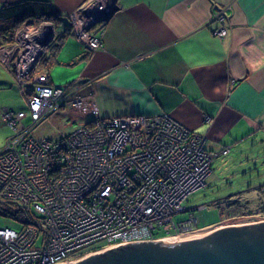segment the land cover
Masks as SVG:
<instances>
[{
	"label": "built area",
	"instance_id": "built-area-1",
	"mask_svg": "<svg viewBox=\"0 0 264 264\" xmlns=\"http://www.w3.org/2000/svg\"><path fill=\"white\" fill-rule=\"evenodd\" d=\"M115 8L108 0H87L68 15V37L91 53L100 50L96 33ZM212 20L213 35L225 38L226 9L217 8ZM51 26L54 32L47 18L27 19L12 43L0 47V62L26 101L25 110L0 113L12 132L0 152V201L30 213L26 224L16 221L20 231L0 228V264L73 263L107 247L199 231L192 215L178 224L173 217L205 187L213 160L228 148L207 151L202 136L168 113L95 117L57 139L34 134L71 100L47 75L34 74L55 39L39 43ZM98 242L106 245L96 248Z\"/></svg>",
	"mask_w": 264,
	"mask_h": 264
},
{
	"label": "crops",
	"instance_id": "crops-1",
	"mask_svg": "<svg viewBox=\"0 0 264 264\" xmlns=\"http://www.w3.org/2000/svg\"><path fill=\"white\" fill-rule=\"evenodd\" d=\"M22 1L0 0V9ZM38 1L60 15L57 35L67 36L68 15L87 0ZM116 3L96 33L100 50L91 53L67 36L49 60V84L71 98L67 111L53 118L73 115L79 128L95 117L168 113L202 136L207 151L228 148L219 155L226 156L250 148L246 162L260 159L264 166V0ZM217 8L229 15L223 39L212 32ZM4 109L25 110L26 101L0 62V113ZM11 135L0 115V152Z\"/></svg>",
	"mask_w": 264,
	"mask_h": 264
},
{
	"label": "rangeland",
	"instance_id": "rangeland-1",
	"mask_svg": "<svg viewBox=\"0 0 264 264\" xmlns=\"http://www.w3.org/2000/svg\"><path fill=\"white\" fill-rule=\"evenodd\" d=\"M61 27L63 28V26H59L55 31L56 34L60 32ZM54 37L55 35L53 39ZM64 85L60 84V86ZM67 109L63 107L47 117L35 128L34 134L40 138L57 139L77 129L80 122L73 115L64 114L53 118L55 113H64ZM24 123H27V120H24ZM239 148L232 149L228 155L218 156L213 160L211 173L205 181V187L190 194L183 202L185 211L173 217L176 224L186 222L191 215L196 219L197 230L224 223L243 225L264 221V166H262V160L259 159L254 164L246 162L245 157L250 148H245L242 151L245 154L240 152ZM253 150L256 152V148ZM250 155L251 153L248 156ZM200 206L204 207L198 209ZM35 216L39 217L38 214ZM22 226L11 217L0 215V228L20 231ZM157 234L161 235L162 233L157 232ZM105 245V242L95 244L96 248Z\"/></svg>",
	"mask_w": 264,
	"mask_h": 264
},
{
	"label": "water",
	"instance_id": "water-1",
	"mask_svg": "<svg viewBox=\"0 0 264 264\" xmlns=\"http://www.w3.org/2000/svg\"><path fill=\"white\" fill-rule=\"evenodd\" d=\"M52 28L40 44H49L55 35ZM65 264H264V221L217 224L179 237L115 245Z\"/></svg>",
	"mask_w": 264,
	"mask_h": 264
},
{
	"label": "trees",
	"instance_id": "trees-1",
	"mask_svg": "<svg viewBox=\"0 0 264 264\" xmlns=\"http://www.w3.org/2000/svg\"><path fill=\"white\" fill-rule=\"evenodd\" d=\"M34 17L51 20L55 28L61 23V20L59 19L60 15L55 14L51 10L50 4L46 1L27 0L3 5L0 9V47L10 45L13 41L15 29L22 22ZM63 36L57 35L54 41L51 42L46 55L42 57L38 64L39 66H37L38 68H36L35 75H48V62L50 59L53 60L57 49L68 34L67 36ZM0 215L11 217L13 220H18L23 224H26L28 219L30 220V213L28 211L21 209L17 204L11 202L0 201Z\"/></svg>",
	"mask_w": 264,
	"mask_h": 264
},
{
	"label": "bare ground",
	"instance_id": "bare-ground-1",
	"mask_svg": "<svg viewBox=\"0 0 264 264\" xmlns=\"http://www.w3.org/2000/svg\"><path fill=\"white\" fill-rule=\"evenodd\" d=\"M112 14H113V13H111L110 16H111ZM110 16L108 17V19L110 18ZM108 19L106 20V22L108 21ZM106 22H105V23H106ZM47 50H48V49H47ZM44 56H45V55H44ZM44 56H43V57H44ZM40 61H41V60H40Z\"/></svg>",
	"mask_w": 264,
	"mask_h": 264
},
{
	"label": "clouds",
	"instance_id": "clouds-1",
	"mask_svg": "<svg viewBox=\"0 0 264 264\" xmlns=\"http://www.w3.org/2000/svg\"><path fill=\"white\" fill-rule=\"evenodd\" d=\"M54 29H55V31H56V28H55V27H54ZM54 34H55V37H56V36H57L56 32H55ZM55 37H54V38H55Z\"/></svg>",
	"mask_w": 264,
	"mask_h": 264
}]
</instances>
